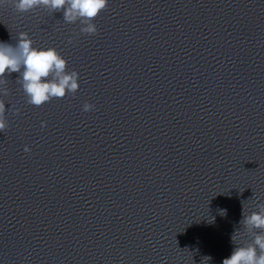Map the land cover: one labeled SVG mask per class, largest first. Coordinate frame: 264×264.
<instances>
[{"label":"water","instance_id":"95a60500","mask_svg":"<svg viewBox=\"0 0 264 264\" xmlns=\"http://www.w3.org/2000/svg\"><path fill=\"white\" fill-rule=\"evenodd\" d=\"M94 23L0 7V42L27 32L80 85L36 107L6 76L0 264H222L264 203V0H109Z\"/></svg>","mask_w":264,"mask_h":264},{"label":"clouds","instance_id":"9594fccd","mask_svg":"<svg viewBox=\"0 0 264 264\" xmlns=\"http://www.w3.org/2000/svg\"><path fill=\"white\" fill-rule=\"evenodd\" d=\"M108 4L109 0H0V7L10 5L21 14L37 8L62 11L65 23L79 22L80 32L89 36L98 34L94 21L108 8ZM68 42L72 43V40ZM33 43L27 32L18 34L14 46L0 42V94L8 95L6 76L18 73L16 82L22 86L30 105L40 107L53 99L75 96L80 87L78 72L67 69V60L56 48H37ZM94 109L92 103L82 105L84 112ZM5 113V102L0 99V132L8 127ZM45 126L42 122L41 127ZM24 152L31 153V148L25 146ZM256 208L258 210L248 214L243 210L242 230L238 231L243 243L236 244L230 257L225 258L222 264H264V203L257 204Z\"/></svg>","mask_w":264,"mask_h":264}]
</instances>
